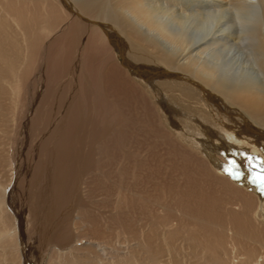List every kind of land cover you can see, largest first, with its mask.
Here are the masks:
<instances>
[{"label":"bare ground","instance_id":"bare-ground-1","mask_svg":"<svg viewBox=\"0 0 264 264\" xmlns=\"http://www.w3.org/2000/svg\"><path fill=\"white\" fill-rule=\"evenodd\" d=\"M246 156L264 0H0V264H264Z\"/></svg>","mask_w":264,"mask_h":264},{"label":"snow or ice","instance_id":"snow-or-ice-1","mask_svg":"<svg viewBox=\"0 0 264 264\" xmlns=\"http://www.w3.org/2000/svg\"><path fill=\"white\" fill-rule=\"evenodd\" d=\"M245 158L249 164H252L253 161H259L256 164V167L259 169V171L253 176L252 183L258 185L261 193L264 194V159L251 156H246ZM226 172L229 176L237 179L242 175L240 172V165L234 160L230 162V166L226 168Z\"/></svg>","mask_w":264,"mask_h":264},{"label":"rangeland","instance_id":"rangeland-1","mask_svg":"<svg viewBox=\"0 0 264 264\" xmlns=\"http://www.w3.org/2000/svg\"><path fill=\"white\" fill-rule=\"evenodd\" d=\"M39 223H41L42 221H38ZM38 223V224H39ZM40 225V224H39ZM32 243H33V245H32V253L34 254V255H36V256H38V254H42L41 252L44 250L43 249V247H42V245H41V243H40V241H35V240H32ZM39 245H40V247H39ZM42 250V251H41ZM36 252V253H35Z\"/></svg>","mask_w":264,"mask_h":264}]
</instances>
